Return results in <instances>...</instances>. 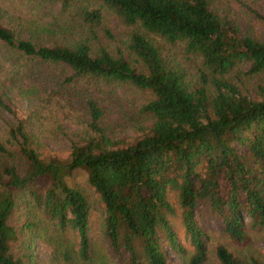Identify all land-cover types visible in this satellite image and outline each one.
<instances>
[{"label":"trees","instance_id":"obj_1","mask_svg":"<svg viewBox=\"0 0 264 264\" xmlns=\"http://www.w3.org/2000/svg\"><path fill=\"white\" fill-rule=\"evenodd\" d=\"M49 6L53 18L27 23L24 34L0 23V69L6 65L17 81L58 66L52 76L59 87L128 83L148 93L137 110L146 124L129 141L112 139L98 101L82 87L85 123L58 158L41 154L26 117L15 118L0 138V264H21L10 251L17 229L8 221L19 205L56 231H76V256L64 251L62 264H89L90 201L69 182L76 169L97 193L107 246L126 252L128 264H168L161 231L181 248L169 220L174 202L192 246L188 264L206 260L199 207L236 240L244 235V215L264 229V34L254 24L264 22L260 0H51ZM233 12L245 16L243 24ZM106 15L122 30L103 24ZM10 87L0 88L5 111H13ZM214 255L221 264H241L225 245H216Z\"/></svg>","mask_w":264,"mask_h":264},{"label":"rangeland","instance_id":"obj_2","mask_svg":"<svg viewBox=\"0 0 264 264\" xmlns=\"http://www.w3.org/2000/svg\"><path fill=\"white\" fill-rule=\"evenodd\" d=\"M50 3L51 0H0V23L13 26L15 27L13 30L24 34L22 31L28 26L27 23L41 24L53 18ZM260 5L261 10H259L264 15V0H260ZM234 8L235 6L230 4V9ZM231 16L237 18L239 24L244 23L245 16L242 17L235 12ZM106 17L103 24L108 25L113 33L120 31L122 27L119 20L113 15ZM57 22L61 23L62 19H57ZM21 23L23 26H18ZM254 24L256 29L264 34V22L260 24L257 21ZM6 56L3 54L1 59ZM243 69L244 66L240 71ZM58 71V66L39 68L33 74H29V77H21L13 81L10 79L11 73L6 65L0 69V88L4 87L7 90L11 85L9 90L13 93L10 95L13 111L0 108V138H3L15 118L26 117L28 129L33 139L37 140L41 154L65 158L70 139L77 138V131L81 130L85 123V116L81 113L84 97L81 95L82 87L98 101L102 109L101 123L112 139L129 141L145 127L146 122L137 110L147 99V91L128 83H101L87 86H85L87 83H69L59 87L52 76L53 72L56 74ZM239 75L246 79V75ZM249 81H253V78H249ZM16 86L22 89L17 91ZM30 90L35 91L33 93ZM69 182L81 185L90 201L89 264H128L126 252H114L107 246L101 234V203L97 193L87 183L85 172L81 169L74 170ZM171 199L174 202V197ZM28 207L17 206L8 218L10 224L17 229V237L11 242L10 251L14 256L19 257L21 264H62L61 256L64 251L76 256L78 241L76 231L71 229L56 231L52 225L44 221L42 215L37 217L34 215L37 223L27 225V221L34 219L33 216H28ZM180 210L174 202V212L169 220L181 248L170 246L164 232H160L168 264H188V257L192 252V246L183 229ZM195 218L208 237L205 264H221L214 255V248L218 244L225 245L241 264H253L254 261L264 264V229L251 226L248 216L244 215V235L239 240L227 235L222 230L218 218L209 213L206 207H199L195 212Z\"/></svg>","mask_w":264,"mask_h":264}]
</instances>
